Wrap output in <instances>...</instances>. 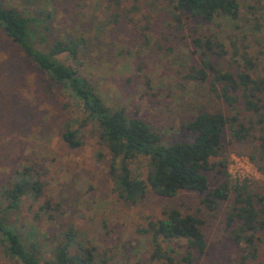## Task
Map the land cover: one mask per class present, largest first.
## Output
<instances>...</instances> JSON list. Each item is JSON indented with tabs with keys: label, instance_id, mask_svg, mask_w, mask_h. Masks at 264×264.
I'll use <instances>...</instances> for the list:
<instances>
[{
	"label": "rangeland",
	"instance_id": "obj_1",
	"mask_svg": "<svg viewBox=\"0 0 264 264\" xmlns=\"http://www.w3.org/2000/svg\"><path fill=\"white\" fill-rule=\"evenodd\" d=\"M0 2L35 16L38 13L31 35L41 50L63 38H86V49L77 62L65 55L59 60L78 69L106 106L143 120L168 145L191 141L193 136L182 125L203 110L235 114L209 92V84L187 78L190 67L199 62L192 43L194 31L224 45L228 54L213 59L221 70H242L239 57L245 53L253 76L264 78V0H237L239 15L234 21L226 16L211 22L183 16L182 24L175 20L171 0ZM83 119L74 98L49 80L0 30V218L24 241L36 244L42 258H51L61 235L72 229L76 252L91 250L93 264H160L150 261L153 246L141 230L161 219L162 207L168 203L205 222L207 248L198 264H242L239 248L224 230L232 193L215 211L207 210L202 196L191 191L167 201L148 193L130 205L113 190L115 162L99 139V130ZM67 130L76 132L78 147L64 141ZM256 144L255 138L235 143L225 128L220 155L210 159L217 167L206 173L209 190L223 183L218 164L225 163L229 181H246L253 192L263 194L264 159L257 154L254 161L249 159ZM26 168L31 169V179L41 184V194L35 198L28 191L18 209L5 214L2 192ZM129 168L132 176L146 179L147 159L138 157ZM161 245L183 251L184 242ZM0 264L20 263L0 252ZM248 264H264V247L259 261Z\"/></svg>",
	"mask_w": 264,
	"mask_h": 264
},
{
	"label": "trees",
	"instance_id": "obj_2",
	"mask_svg": "<svg viewBox=\"0 0 264 264\" xmlns=\"http://www.w3.org/2000/svg\"><path fill=\"white\" fill-rule=\"evenodd\" d=\"M177 13L176 22L181 17L201 18L206 22L218 16L236 20L239 15L237 0H171ZM38 16V13L36 14ZM30 12L0 2V30L8 40L19 47L24 55L54 84L61 87L76 101L84 123H90L99 130V139L110 152L115 164L113 190L130 205L142 201L148 193L163 200H170L182 191L197 192L202 196V204L209 211H215L220 204L233 199L224 219V230L231 243L239 248L242 264L259 261L264 247V193L250 189L246 182L229 181L225 163L222 169L223 183L213 190L208 188L206 173L217 165L210 162L221 151V138L225 128L231 132L235 143L243 144L255 138L257 144L249 159L255 154L264 159V78L255 77L252 63L247 54H242V70L223 71L213 59L225 57L228 52L218 40L201 38L193 32L192 43L199 52V62L188 70L187 78L209 84V92L223 106L235 111L227 116L221 110H203L190 122L182 125L185 132L193 136L191 141L165 144L155 131L143 120L129 117L123 109L112 110L103 102L94 87L78 69L59 60L65 55L78 61L87 46L82 35L54 41L45 50L39 49L31 35V27L38 17ZM45 17L50 19V14ZM238 50L234 54L237 55ZM238 59V60H239ZM236 60V61H238ZM241 114H246L240 117ZM257 136H254L255 134ZM76 132L67 130L63 139L75 148L79 142ZM147 159L146 179L132 176L129 164L132 160ZM9 188L2 192L5 201L3 212H15L22 197L28 191L36 198L42 186L31 179V169H23ZM57 208V207H56ZM162 218L150 222L146 231L153 246L150 261L160 264H198V257L206 252V238L203 230L205 222L194 214H182L175 206L165 203ZM183 241V251L163 248L162 243ZM0 252L10 260L20 264H93L91 250H75V232L67 230L61 235L49 259L42 258L36 244L24 241L17 230L5 219L0 218Z\"/></svg>",
	"mask_w": 264,
	"mask_h": 264
}]
</instances>
